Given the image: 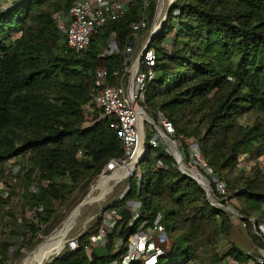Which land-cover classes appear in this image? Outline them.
Here are the masks:
<instances>
[{
	"label": "trees",
	"instance_id": "trees-1",
	"mask_svg": "<svg viewBox=\"0 0 264 264\" xmlns=\"http://www.w3.org/2000/svg\"><path fill=\"white\" fill-rule=\"evenodd\" d=\"M73 1L23 0L0 10V182L7 192L4 197L0 191V211L10 221L9 235L22 239L19 247L51 218L42 234L57 224L54 204L68 199L67 181L74 189L87 187L110 161L123 157L113 129L115 119L97 120L96 113L93 123L84 127L83 106L91 103L97 70L121 69L129 27L144 13L142 1L133 0L125 16L104 25L81 53L64 48L65 36L54 20L56 14L67 13ZM156 1L150 6L148 27ZM111 35L119 54L101 58ZM150 47L156 52V65L145 90L146 114L152 120L158 112L168 118L187 159L190 151L182 140L198 145L212 175L226 188L227 195L220 196L207 174L199 171L211 184L213 201L223 207L212 206L205 191L178 171L173 155L162 147L152 155L146 147L140 161L141 172L143 168L147 172L145 191L143 179L137 184L132 178L128 195L114 203L113 207H122V221L108 234L104 253L86 254L98 226L77 239L75 250L65 247L48 264L119 260L128 236L158 213L167 242L156 264H226L227 259L248 264L255 259L232 244L226 252L218 251L220 237L232 228L225 210L226 200L232 199L240 205L236 211L251 241L264 249V237L258 236L259 226L264 227V170L253 168L248 176L241 170L242 157L264 155V0H174ZM251 113L257 120L241 124ZM13 159L21 167L17 181L25 189L19 213L9 210L15 191L8 188L12 175L5 166ZM31 186L36 187L35 194L27 193ZM127 201L141 205L134 227L128 226L131 215L123 207ZM39 205L42 211L27 219L26 213ZM116 239L123 241V247L112 253ZM13 247L0 239V264L11 260Z\"/></svg>",
	"mask_w": 264,
	"mask_h": 264
},
{
	"label": "built area",
	"instance_id": "built-area-1",
	"mask_svg": "<svg viewBox=\"0 0 264 264\" xmlns=\"http://www.w3.org/2000/svg\"><path fill=\"white\" fill-rule=\"evenodd\" d=\"M21 1L23 0H3L0 10L9 9L13 4ZM132 1L74 0L67 13H58L54 16L59 31L65 36L64 48L74 53L84 52L90 46L92 38L104 25L125 16L127 7ZM141 1L144 9L149 0ZM165 1L168 0H157L153 20L149 27L144 13L138 22L130 25L131 34L122 53L123 63L121 69L112 72L106 69L97 70L94 74L90 95L91 103L83 106L86 117L84 127H88L93 123L96 113L99 115L97 120L115 119L113 129L122 143L123 157L110 161L102 171L101 176L115 171L125 172L124 176H119L118 179L112 181L114 189L120 187L116 201L125 199L130 192V179H137V184L141 182L140 161L145 154L146 147L156 149L162 147L161 144L164 143L162 148L169 153V150H173V146H176L182 157L181 165L188 161L183 149H179L176 141L173 140L174 128L168 118L163 113L158 112L156 119L152 120L146 114L145 90L147 85L154 79L156 65V52L150 47V42L161 31L160 24L163 17L160 15ZM165 48L168 49V45H165ZM117 54H119V49L116 37L111 35L105 47L100 51L99 56L105 58ZM136 62L138 64L135 67ZM112 79L115 80L114 85L109 84ZM188 144L191 158L195 159L193 160L194 163L211 179L215 191L220 196H226L225 186L212 175L211 170L199 153L198 145L194 142ZM80 155L81 152H78L77 156L80 157ZM11 166L12 183H16L17 177L21 173V167L14 163ZM157 167L162 168V165L158 163ZM206 180L210 184L208 179ZM31 190L29 191L31 194L37 192L36 188L32 187ZM0 191L4 192V197H7L6 188L1 184ZM114 203L112 204L113 210L104 217L97 234L91 239V245L86 248L88 257H91L93 247H103L107 244L108 234L114 230L119 221H122V207L115 208L113 207ZM125 204L130 206L132 212L135 213V216L128 221V226L134 227L140 217L141 205L137 201H127ZM41 211L42 207L40 205L34 208L31 219L35 218L36 213ZM162 221L163 217L158 213L151 222L141 224L135 233L128 236L125 253L119 260L110 264L140 262L143 264H156L159 257L163 255L161 244L167 242ZM240 221H242L241 218ZM242 227L245 228L243 222ZM259 232V235L264 237L263 226H259ZM122 247L123 241L116 239L113 243L112 253L118 252ZM76 248L77 240L71 249L75 250ZM226 264H236V262L227 259ZM248 264H264V255L250 261Z\"/></svg>",
	"mask_w": 264,
	"mask_h": 264
},
{
	"label": "rangeland",
	"instance_id": "rangeland-1",
	"mask_svg": "<svg viewBox=\"0 0 264 264\" xmlns=\"http://www.w3.org/2000/svg\"><path fill=\"white\" fill-rule=\"evenodd\" d=\"M2 2L3 0H0V5H2ZM152 2L153 0H149L147 6L144 8V14L146 17H148L150 14V6L152 5ZM167 2L168 1H165L164 6L162 7V11L160 15L161 17H163L167 11V7H168ZM256 120H257V115L251 113V114L246 115L244 118H242L240 120V123L244 125H252ZM173 140L176 141L178 148L181 149L180 144L178 142L179 139H176L174 136ZM182 142H184L189 149L188 143L193 142V140L187 139V140H182ZM163 144L164 143L161 144L162 147L164 146ZM154 153H155V150L152 149L151 154L154 155ZM169 153L173 155V150L172 149L171 151L169 150ZM193 160L195 159H192L190 155L188 161L184 162V165L188 167V169H192V170L197 169L198 171H200L201 168L197 166ZM12 163H14L15 165H19L16 159H13L10 162H7L5 166V170L7 171L9 176L11 175V167H12L11 164ZM253 168H257L262 171L264 170V155L263 156L254 155L251 158H247L246 156L242 157L241 159L242 174L244 176H248L250 174L251 169ZM142 172H143L142 179H143V192H144L145 184L147 181V172L144 168ZM101 174L95 179V181L91 185L87 187L79 186L78 188L74 189L72 187V184L69 181H67L66 191L70 193L68 199L63 203L57 202L54 204V207L56 209V213L54 214V216L58 218L57 224L53 227V229L47 235H43L42 230L45 229V227L53 221V218H51L48 224L40 226L41 230L34 235V237L29 243L25 242L21 247H19L20 246L19 244L21 243L22 239L11 237L9 235L8 230H10L9 228L10 221L8 217L5 215V211H0L2 212L0 213V239L11 242L12 244L15 245V247H13L9 251V254L11 255V260L7 264H20L21 261L24 259L26 252L31 251L34 247H36L39 243H41L45 238H47L61 224V222L64 221L68 215H70L73 209L79 206V204L84 200V198L87 197L91 188L96 184V180L99 177H101ZM11 180L12 179L10 178L9 183L12 186L8 188H12V187L14 188L15 196L12 200H10L11 205L9 206V210L11 209L14 212L19 213L21 205L24 204V200L22 199L21 195L23 193V190L25 189L23 188L22 184L19 183L20 182L19 180L17 181V183H12ZM0 184L3 187H6L5 184H3L2 182H0ZM43 186H46V183H43ZM32 187L34 189L36 188L35 186L29 187V189L26 190L27 193H29V191H32L31 190ZM119 189H120L119 186L116 187L115 189L113 188L111 192H109L103 198L102 201H100L97 204L87 206L83 209L82 216L78 223V227L75 229L73 234L67 240L65 247L71 248L73 244L76 242V240L81 235L88 232L89 230H95L98 226L100 227L104 217L108 215L111 210H113L112 204L117 200ZM225 205H226V208L229 209V211L227 212L230 215L232 228L227 236L222 235L220 237L219 244H218V251H220L221 253H224L230 248L232 244L236 248H238L241 252L251 255L254 259H257L261 257L262 255H264V249L259 248L255 243L251 241L249 234H248V228L246 229L242 227V221H240V217L237 216L238 213L236 211L240 208V205L238 204V202L234 199L226 200ZM123 207L129 211L131 217L135 216V213L132 212L130 206H127L125 204ZM31 213L32 211H28L26 213V218L29 220L32 218ZM161 245L164 246L165 243ZM105 246L106 244L103 247H99V246L93 247V251H95L98 254H102L104 253L103 248ZM17 248H18L19 255L16 258L15 251Z\"/></svg>",
	"mask_w": 264,
	"mask_h": 264
},
{
	"label": "bare ground",
	"instance_id": "bare-ground-1",
	"mask_svg": "<svg viewBox=\"0 0 264 264\" xmlns=\"http://www.w3.org/2000/svg\"><path fill=\"white\" fill-rule=\"evenodd\" d=\"M182 169L191 174L198 181L200 180L195 170L188 169L183 164ZM124 175L125 172L115 171L109 175L101 176L79 206L74 208L70 215H68L47 238H45L31 251L26 252L25 257L20 264H46L49 260L58 255V253L65 248L67 240L78 227L83 209L102 201L103 198L111 192L113 188L112 181L118 179L119 176Z\"/></svg>",
	"mask_w": 264,
	"mask_h": 264
},
{
	"label": "water",
	"instance_id": "water-1",
	"mask_svg": "<svg viewBox=\"0 0 264 264\" xmlns=\"http://www.w3.org/2000/svg\"><path fill=\"white\" fill-rule=\"evenodd\" d=\"M168 7H167V11L165 13V15L163 16V19L161 21V24L160 26L162 27V25L165 23L166 19H167V16H168V13L170 11V8L174 2V0H168ZM137 62L135 63V67L137 66ZM146 118H148L146 115H145ZM173 157L174 159L176 160V166H177V169L178 171L183 175V176H186L190 179H192L194 182H196L206 193V198L208 200V202L214 206V207H217V208H222L223 206H221L220 204H217L213 201L212 199V194H211V188H210V184L207 182V180L201 175V173L197 170V169H194L195 172L197 173L198 177H199V181L193 177L191 174L185 172L183 169H182V157L180 155V152L179 150L177 149L176 146H173ZM100 178V177H99ZM98 178V179H99ZM97 179V180H98ZM96 180V182H97ZM226 211H229V209L225 208ZM232 213V212H231ZM233 214V213H232ZM253 226L255 227V223L253 222ZM260 236V235H258ZM60 254V253H59ZM58 254V255H59ZM58 255H56L55 257H53L51 260H49L46 264L50 263L52 260H54Z\"/></svg>",
	"mask_w": 264,
	"mask_h": 264
}]
</instances>
